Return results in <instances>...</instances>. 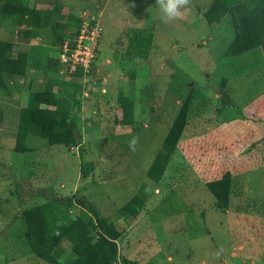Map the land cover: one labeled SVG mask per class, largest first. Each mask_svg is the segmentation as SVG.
Returning <instances> with one entry per match:
<instances>
[{
    "label": "rangeland",
    "instance_id": "374dc122",
    "mask_svg": "<svg viewBox=\"0 0 264 264\" xmlns=\"http://www.w3.org/2000/svg\"><path fill=\"white\" fill-rule=\"evenodd\" d=\"M213 1L191 0L182 19L166 22L156 0H28L55 9L62 38L75 32L82 17L100 18L104 34L96 69L108 94L77 104L76 85L65 86L52 73L60 82L62 109L76 117L81 144L50 146L26 136L32 151L22 154L15 150L21 137L15 118L29 92L41 89L39 77L0 80V264H45L28 244L23 212L81 187L121 233L119 264H264V56L257 50L225 57L235 38L232 17L210 29L204 15ZM6 23L11 26L0 18V28ZM136 28L154 35L150 60L138 67L124 57L127 35ZM8 31L0 29V38ZM191 92L195 99L179 146L165 154V173L149 178L150 164ZM120 95L136 104L131 127L123 122ZM133 137L139 138L134 151L128 143ZM81 165L90 171L84 182ZM226 172L233 187L224 209L206 184ZM139 194L143 206L122 214ZM55 255L67 264L75 259L69 241Z\"/></svg>",
    "mask_w": 264,
    "mask_h": 264
},
{
    "label": "trees",
    "instance_id": "16d2710c",
    "mask_svg": "<svg viewBox=\"0 0 264 264\" xmlns=\"http://www.w3.org/2000/svg\"><path fill=\"white\" fill-rule=\"evenodd\" d=\"M227 15L232 17L235 38L225 51V57L239 58L257 50H261L264 56V0H214L204 18L209 28L214 30ZM54 17L55 9L30 7L28 0H6L0 4V18L7 20L11 26L21 28L19 35L32 39L40 37L57 45L64 31L54 21ZM27 23H31L30 29L24 28ZM126 39L124 57L127 62L134 64V67L147 64L153 49V33L136 28ZM15 47L14 43L0 41L1 82L4 77H26L29 71L41 74L38 79L41 89L31 90L27 103L21 108L18 125L21 137L16 142L15 150L22 154L32 151L26 144V136L40 137L50 146L78 147L81 144V133L76 117L62 109L61 99L57 95L60 82L48 72L46 59L27 52H20L15 57ZM64 85L72 84L66 82ZM76 89L79 95L77 85ZM194 99L191 92L169 130L162 150L148 170L149 178L160 177L165 173V154H172L178 148L188 126ZM223 100L225 104L228 103L225 98ZM76 102L80 103L78 97ZM118 105L122 110L124 124L133 126L136 107L133 98L120 95ZM89 175L90 171L81 165V180L84 182ZM206 186L217 206L224 209L229 207L233 187L230 172L207 182ZM83 191L84 187H81L79 193L56 197L23 212L28 244L35 257L45 264H67L55 255L66 241L72 244L75 256L70 264L120 263L118 241L121 233L113 223L100 215L98 208L88 200ZM143 198L141 194L135 196L121 208V213L131 214L136 207H142L145 201ZM75 210L77 213L73 218ZM123 263L136 264L127 259Z\"/></svg>",
    "mask_w": 264,
    "mask_h": 264
},
{
    "label": "built area",
    "instance_id": "2783aa9c",
    "mask_svg": "<svg viewBox=\"0 0 264 264\" xmlns=\"http://www.w3.org/2000/svg\"><path fill=\"white\" fill-rule=\"evenodd\" d=\"M104 26L100 18L90 14L82 17L74 33H68L58 46V71L64 82L76 84L78 98L88 100L108 94L96 69ZM103 81V82H102Z\"/></svg>",
    "mask_w": 264,
    "mask_h": 264
},
{
    "label": "crops",
    "instance_id": "0c3cea01",
    "mask_svg": "<svg viewBox=\"0 0 264 264\" xmlns=\"http://www.w3.org/2000/svg\"><path fill=\"white\" fill-rule=\"evenodd\" d=\"M30 2V1H29ZM30 5V3H29ZM36 4H34V6H31L30 7H35ZM7 23L5 25H1V27L3 28H0V29H5V31L9 30L7 35L4 36L5 38L3 39L0 38V41H6V42H11V43H14L16 44V47H15V51H14V56L16 57L20 52H27L29 53L30 55H34V56H39V57H42V58H45L46 59V67H47V70L48 72L52 75V73H56L58 71V55H59V51H58V46H54V45H47L45 42V44L42 42L43 40L40 38V37H36V38H33L32 40H28L27 37H25V35H19V32L21 31V28H17V27H14V26H7ZM25 28V27H24ZM25 29H30V28H25ZM35 34V33H34ZM33 76L35 75H38V77L40 78L41 74L40 73H35L34 71H29L28 72V75L31 74ZM27 75V76H28ZM26 76V77H27ZM5 78H8V77H4ZM22 79V78H25V77H14V79ZM33 81V80H31ZM11 101L13 103L15 102H19L17 101V99H15V97H13V99H11ZM21 108H19L18 112H17V116L15 118V129L16 131L18 132V125H19V117H20V111H21ZM5 113H3L2 115L3 116H6L8 113V108H7V111H6V108L4 109ZM3 111V112H4ZM11 115V113H10ZM9 115V116H10ZM171 128L168 129L167 133H166V136L169 132ZM151 162V161H150ZM153 163V162H152ZM152 163L150 165H152Z\"/></svg>",
    "mask_w": 264,
    "mask_h": 264
},
{
    "label": "clouds",
    "instance_id": "9594fccd",
    "mask_svg": "<svg viewBox=\"0 0 264 264\" xmlns=\"http://www.w3.org/2000/svg\"><path fill=\"white\" fill-rule=\"evenodd\" d=\"M157 7L163 13L166 22L182 19L191 0H156ZM130 150L134 151L139 143L138 137H133L129 142Z\"/></svg>",
    "mask_w": 264,
    "mask_h": 264
},
{
    "label": "water",
    "instance_id": "95a60500",
    "mask_svg": "<svg viewBox=\"0 0 264 264\" xmlns=\"http://www.w3.org/2000/svg\"><path fill=\"white\" fill-rule=\"evenodd\" d=\"M225 99L230 103V99L227 95L225 96Z\"/></svg>",
    "mask_w": 264,
    "mask_h": 264
}]
</instances>
